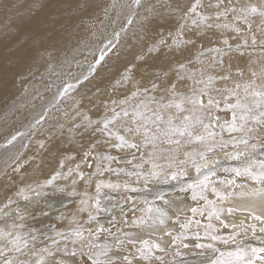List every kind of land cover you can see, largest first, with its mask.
Instances as JSON below:
<instances>
[{
    "label": "snow or ice",
    "instance_id": "obj_1",
    "mask_svg": "<svg viewBox=\"0 0 264 264\" xmlns=\"http://www.w3.org/2000/svg\"><path fill=\"white\" fill-rule=\"evenodd\" d=\"M20 7L17 0H0V88L7 86L11 75L22 80L24 71L47 64L46 70L58 83L49 85L55 87L52 100L29 128L38 130L53 118L57 128H64L59 123L64 119L71 121L70 132L79 128L91 132L93 139L83 152V162L89 168L94 162L95 171L86 176L76 164L68 166L67 172H56L45 183L74 174L85 182L95 178V195L82 194L78 211L87 213L86 220L73 216L67 231L53 228L51 235L35 229L23 231V215L19 208L11 209L14 201L9 199L0 221V264H188L178 259L181 248H189L185 243L188 232L195 240L193 247L202 250L198 255L205 257L199 264H264V0H167L163 4L160 0H112L104 7V16L108 19L109 13H114L112 23L123 20V24L109 34L98 36L93 31L90 40L78 39L77 30L94 0H29L24 13ZM160 7L182 22L174 34L169 33L172 44L159 39L148 51L165 45L177 50L182 58L169 68L174 78L168 72H156L152 79L136 80V65L129 63L116 81L118 86H128L124 94L106 100L103 117L91 119L81 111L83 94L79 89L117 50L132 25H139V31L147 34L153 20L161 16ZM205 37L209 44L215 37L219 46L206 47L202 42ZM73 40L72 58L54 55ZM198 40L199 50L193 55ZM81 55L82 60L75 58ZM136 60L142 61L143 56ZM61 105L65 110L61 111ZM52 112L59 117H52ZM97 134L102 141L95 139ZM24 135L17 131L6 142L12 144ZM38 143L45 146L43 140ZM102 144L128 157L126 163L134 170L127 175L142 182V188L102 179L106 170L113 171L105 162L117 159L102 155L98 151ZM221 154L238 163L221 167ZM70 159H62L61 168ZM192 171L195 179L190 177ZM218 171L228 176L219 178ZM173 181L180 192L190 191L197 206L185 207L182 202L177 206V200L161 187ZM72 183L75 185V178ZM121 187L145 195L127 196L119 216L112 215L106 227L98 217L112 213L117 205L105 206L103 201L110 198H102V190ZM24 192L21 189L18 195L27 201ZM238 198L251 203L237 208L232 201ZM235 211L245 214L240 224L226 219ZM205 213L208 223L203 225V237L207 242L202 243L201 224L194 217ZM213 219L232 231L219 234ZM249 233L257 244L238 239Z\"/></svg>",
    "mask_w": 264,
    "mask_h": 264
},
{
    "label": "bare ground",
    "instance_id": "obj_2",
    "mask_svg": "<svg viewBox=\"0 0 264 264\" xmlns=\"http://www.w3.org/2000/svg\"><path fill=\"white\" fill-rule=\"evenodd\" d=\"M17 2L21 6L20 12H26L29 0H17ZM153 2H156V0H153ZM165 2L167 0H160L161 4ZM110 3H112V0H94V7L89 10L88 15L83 17L85 22L80 24L77 30L78 39L90 40L92 39L91 34L93 31L99 36L101 34H109L113 27H119L122 20L116 25L112 23V20L115 19L114 13L110 12L108 19L104 16L103 9ZM159 11L161 16L153 20L147 34L139 31V25H132L128 29L127 34L121 39L117 50L111 53L101 66H98L97 72L93 74L90 81L86 82L79 89V93L83 94L81 111L86 113L91 119L102 118L104 115V102L113 97L116 98V95L113 93L114 90L124 89V86L116 85V77L118 74L124 72L125 67L129 63L136 65L135 71L138 69L143 70V67L152 70L148 73L147 77L149 79H152L156 72H168L169 76L174 78V73L170 72L169 68L174 64L175 60L182 58L177 53V50L174 47L169 48L167 45L152 52H149L148 48L154 41L159 39L166 40L168 45L172 44V38L169 33L174 34L179 23L182 21L178 20L175 16L168 15L164 7H160ZM76 23L79 24V21L77 20ZM229 35L234 36L232 33H229ZM202 42L206 47H211L213 44L219 46L215 37H213L212 44L208 43L207 37ZM232 42L235 43L236 41L233 40ZM200 43L201 41L198 40L197 47L191 50L193 55L199 50ZM73 47H76V40H73L71 45L65 47L59 53H54V55L59 59L64 57L72 58L74 55L72 52ZM183 55L187 56L188 52L185 51ZM137 56H143V60L137 61ZM75 58L82 60L83 56H76ZM246 59L247 57L245 56L241 63L246 61ZM235 62L236 60L234 59L233 63ZM86 67L85 65V70ZM46 69L47 64H37L30 72L24 71L22 73V80L11 75L7 86L0 88V221L3 219L1 215L2 211L8 210L5 208V205L8 203L7 196L13 192L16 197L11 198L14 203L10 207L13 210L19 208L23 215V220L20 222L22 223L26 219L28 220V218L38 215V218H33L34 221L29 227L37 230L39 233L51 235L53 228L57 231H67L73 216L78 220L87 219V213H81L78 209L81 207L80 201L83 193H87L88 196L95 195V178L92 181L85 182L74 174L72 178L60 176L52 184H46L45 182L51 179L56 172H67L68 166L74 168L76 164H80V168L87 176L89 172L95 171V163L90 161L92 167L89 168L83 162V152L87 149L88 143L93 139L92 133H85L83 128L70 132L71 121L69 120L59 119V123L64 124V128L60 129L56 127V119L50 118L42 128L35 129V131H31L30 133L28 132L30 131L29 125L33 122V118L43 108L47 107L52 100L55 87L50 89L49 85L53 84V82L58 83L56 77ZM76 70L79 71V69ZM54 71H58V69H54ZM76 98L81 99V95L77 94ZM96 100L101 101L102 104L97 109H93ZM60 108L61 111L65 110L64 105H61ZM51 115L52 117H59V113L57 112H52ZM24 120L31 121L22 128L21 125ZM76 123L79 124L80 120L78 119ZM17 131L24 132L25 135L17 137L12 144H8L6 141ZM95 139L102 141V137L99 134L95 136ZM40 140L45 142L43 148L38 143ZM98 151L102 155L109 154L117 157L115 161L105 162L106 168H110L113 171L106 170L102 179L106 182L120 183L121 185L128 182L132 187H143L142 182L137 183L135 177L127 175V172L134 170L132 165L126 163L128 157H124L123 153L110 149L103 144ZM73 154H76V157L72 156ZM65 157H70L71 159L66 160L67 166L61 168L60 161ZM220 161L221 167H229L230 164L231 166L236 165L230 162L227 166L228 162L225 161L222 154L220 155ZM17 166H19L18 171L16 170ZM116 169H124V171L116 172ZM227 176V173L217 172V177L219 178ZM217 177H213L212 179L216 180ZM73 178L76 179L75 185L72 183ZM184 179L185 182H189V177H185ZM176 183L173 181L169 185L161 187L171 198L177 200V206H180L181 202L185 207L197 206V202L192 201L190 198V191L187 193L180 192V186ZM29 188L31 191H35L31 193L28 190ZM58 188H63L64 191H58ZM21 189L25 190L24 195H27L29 198L27 201L23 199V196L18 195ZM73 191H75L76 195H69ZM152 191L154 192L155 188ZM36 192L40 194L37 196ZM143 195L145 193H134L123 187L117 190L103 189L102 198L103 196L110 198L108 201H103L104 205L111 207L112 204H116L117 207L112 213H101L98 219L106 227L109 226L108 221L111 220L112 215L119 216L120 205L124 204L127 196L140 197ZM147 198L151 200L152 194L148 193ZM209 198L215 199L211 194H209ZM232 203L235 207L240 208L249 205L251 201L238 198L233 200ZM199 204L203 205V201H200ZM130 206L129 203L126 206V210ZM140 206L142 207L143 205ZM42 213H47V215H43ZM10 214L14 216V212ZM187 214L191 215V213ZM194 219L200 221L201 242L206 243L207 241L203 237V225L208 223L207 213L203 216L197 214ZM226 219L230 224H240L242 220H245V214L235 211L230 216L226 215ZM212 222L216 225L217 231L221 235H227L232 231L231 227L224 229L214 219ZM8 223H11V220ZM247 223H252V221H247ZM0 226H3V224L1 225L0 223ZM194 229L195 225H193ZM238 239L242 243H258L251 238L250 233L247 237L240 235ZM185 243L189 244V248L186 250L181 248L182 254L178 259L186 260L188 264H199V261L205 257L198 255L202 250L193 247L195 240L191 232H188Z\"/></svg>",
    "mask_w": 264,
    "mask_h": 264
},
{
    "label": "rangeland",
    "instance_id": "obj_3",
    "mask_svg": "<svg viewBox=\"0 0 264 264\" xmlns=\"http://www.w3.org/2000/svg\"><path fill=\"white\" fill-rule=\"evenodd\" d=\"M123 24V20H122V22L120 23V25H119V27L121 26ZM118 27V28H119ZM143 67V66H142ZM144 69L143 70H141V69H138L137 71H134V73H133V75H134V78L136 79V80H147V79H149L147 76H148V73L150 72V71H152V70H150L149 68H147V67H143ZM121 74L122 73H120V74H118V76L116 77V81L120 78V76H121ZM127 85H124V89H116V90H114V95H116V97H119V96H121V95H123L124 94V92L126 91V89H127ZM116 91H118V93H116ZM116 93V94H115ZM114 98V97H113ZM101 101H97L96 100V102L94 103V105H93V109H97L98 107H100L101 106ZM30 121L31 120H24L23 121V124L21 125L22 126V128L24 127V126H26L27 124H29L30 123ZM31 131H35V129H31L30 128V131H28L29 133L31 132ZM72 156H74V157H76V154H73ZM73 159V158H72ZM226 162H228V164H227V166L230 164V162L233 164H237L238 162H235V161H229V160H225ZM229 166H231V164L229 165ZM193 179H195V177H196V173H194V172H192L191 173V175H190ZM191 178V179H192ZM176 184H178V183H176ZM50 187H52V185H50ZM49 187V188H50ZM33 191H35V190H33ZM33 191H30L31 193H33ZM15 198L16 197V195H14V193L13 192H11L10 194H8V196H7V201L9 200V199H11V198ZM48 200H50V199H48ZM45 202H47V201H45ZM50 202V201H49ZM5 211V210H4ZM4 211H2V213H1V215H2V217H3V212ZM7 211V210H6ZM38 214H40V213H38ZM39 217H40V215H39ZM33 218H38V215H34L33 217H30V218H28V220L26 219L24 222H22L24 225H25V227H24V229L26 230H23V231H25V232H27V231H29V229H31L29 226L32 224V222L34 221V219ZM3 220V219H2ZM1 225H2V223H1Z\"/></svg>",
    "mask_w": 264,
    "mask_h": 264
}]
</instances>
